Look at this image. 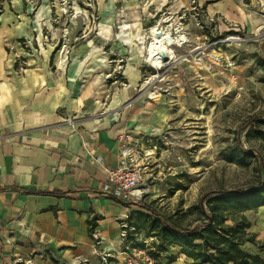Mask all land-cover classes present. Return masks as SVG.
<instances>
[{
  "label": "rangeland",
  "instance_id": "obj_1",
  "mask_svg": "<svg viewBox=\"0 0 264 264\" xmlns=\"http://www.w3.org/2000/svg\"><path fill=\"white\" fill-rule=\"evenodd\" d=\"M0 5V50L20 53L19 69L52 47L54 61L64 58L63 65L68 51L99 47L103 54L90 66H103L111 86L128 88L126 74L130 81L137 75L116 110L127 121L128 148L146 184L140 201L194 226L203 220L195 208L203 197L249 191L264 178V0H7ZM157 28L164 35L158 43ZM157 45L168 55L158 53L159 69L145 61ZM114 90L102 99V112ZM139 211L134 206L122 221L126 236L119 260L110 259L191 264L180 247L155 236L160 229L151 224L154 214ZM246 215L251 232L263 241L264 207ZM244 249L264 256L252 244Z\"/></svg>",
  "mask_w": 264,
  "mask_h": 264
},
{
  "label": "crops",
  "instance_id": "obj_2",
  "mask_svg": "<svg viewBox=\"0 0 264 264\" xmlns=\"http://www.w3.org/2000/svg\"><path fill=\"white\" fill-rule=\"evenodd\" d=\"M93 49L68 51L60 66L52 47L21 69L20 53L0 50V264H104L101 253L118 263L122 221L137 205L101 186L128 127L116 109L134 85L126 74L128 88L111 86L90 66L103 54Z\"/></svg>",
  "mask_w": 264,
  "mask_h": 264
},
{
  "label": "trees",
  "instance_id": "obj_3",
  "mask_svg": "<svg viewBox=\"0 0 264 264\" xmlns=\"http://www.w3.org/2000/svg\"><path fill=\"white\" fill-rule=\"evenodd\" d=\"M2 12L0 5V15ZM260 163L264 167V159H260ZM134 204L141 214H145L143 211L154 214L151 224H158L160 229L155 236L166 244L180 247V253L191 259V264H264V256L244 249L246 244H252L264 250V240H258L251 232L252 223L246 215L248 211L264 207V178L258 179L249 191L222 190L203 197L195 205L203 220L194 226H185L174 215L162 214L145 202L136 201ZM88 223L91 232L93 219Z\"/></svg>",
  "mask_w": 264,
  "mask_h": 264
},
{
  "label": "built area",
  "instance_id": "obj_4",
  "mask_svg": "<svg viewBox=\"0 0 264 264\" xmlns=\"http://www.w3.org/2000/svg\"><path fill=\"white\" fill-rule=\"evenodd\" d=\"M66 122L74 127L77 123L72 117H67ZM121 151L118 158V163L115 167L106 169V179L101 186V194L108 197L123 198L127 201H140L145 197L146 184L141 181L140 169L134 161V153L128 145L132 141L130 132H125L121 136ZM126 224H122L121 237L126 236ZM107 264L108 255L102 257Z\"/></svg>",
  "mask_w": 264,
  "mask_h": 264
},
{
  "label": "bare ground",
  "instance_id": "obj_5",
  "mask_svg": "<svg viewBox=\"0 0 264 264\" xmlns=\"http://www.w3.org/2000/svg\"><path fill=\"white\" fill-rule=\"evenodd\" d=\"M158 30H159V28L156 29L155 34H154V38H153V40H155L157 43L159 41H161V39L164 38V35H162L161 38L157 37L156 33L158 32ZM160 48H163V47L157 45L154 49L149 50L150 54L147 53L148 55L145 57L146 63H149L152 67H155L157 69H159L163 66V62H162V60H160V56L159 57L157 56ZM147 52H148V50H147ZM63 57H64V55H63ZM61 59H62V61L60 63V66H62L63 62H64V58H61ZM131 80L133 83L135 82L134 78H132ZM147 154H153V153L149 152Z\"/></svg>",
  "mask_w": 264,
  "mask_h": 264
},
{
  "label": "water",
  "instance_id": "obj_6",
  "mask_svg": "<svg viewBox=\"0 0 264 264\" xmlns=\"http://www.w3.org/2000/svg\"><path fill=\"white\" fill-rule=\"evenodd\" d=\"M163 34V31L162 30H159L156 35L157 37H161ZM159 54L163 57V58H168V55H167V52L165 51V49L163 48H160L159 49Z\"/></svg>",
  "mask_w": 264,
  "mask_h": 264
}]
</instances>
